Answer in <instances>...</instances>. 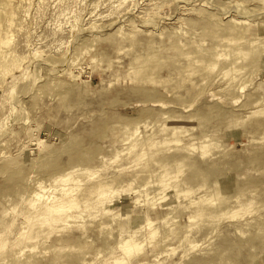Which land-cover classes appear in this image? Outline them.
<instances>
[{
    "label": "rangeland",
    "instance_id": "rangeland-1",
    "mask_svg": "<svg viewBox=\"0 0 264 264\" xmlns=\"http://www.w3.org/2000/svg\"><path fill=\"white\" fill-rule=\"evenodd\" d=\"M0 264H264V0H0Z\"/></svg>",
    "mask_w": 264,
    "mask_h": 264
}]
</instances>
